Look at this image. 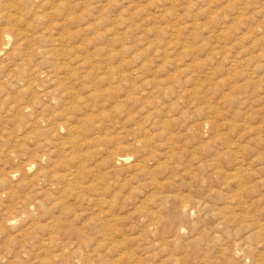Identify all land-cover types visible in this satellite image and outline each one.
I'll use <instances>...</instances> for the list:
<instances>
[{
  "label": "rangeland",
  "instance_id": "1",
  "mask_svg": "<svg viewBox=\"0 0 264 264\" xmlns=\"http://www.w3.org/2000/svg\"><path fill=\"white\" fill-rule=\"evenodd\" d=\"M0 264H264V0H0Z\"/></svg>",
  "mask_w": 264,
  "mask_h": 264
},
{
  "label": "bare ground",
  "instance_id": "2",
  "mask_svg": "<svg viewBox=\"0 0 264 264\" xmlns=\"http://www.w3.org/2000/svg\"><path fill=\"white\" fill-rule=\"evenodd\" d=\"M116 160L119 161V162H121V163L125 161L124 158L119 157V156L116 157ZM70 176H71V174H70ZM70 176H69V177H70ZM73 176H74V175H73ZM70 178H71V177H70ZM71 179H72V178H71ZM74 179H76L75 176H74ZM71 181H72V180H71ZM75 181H76V180H75ZM73 182H74V181H73ZM74 183H76V182H74ZM76 186H77V185H76ZM77 188H78V187H77ZM79 188H80V187H79ZM75 190H76V187H75Z\"/></svg>",
  "mask_w": 264,
  "mask_h": 264
}]
</instances>
